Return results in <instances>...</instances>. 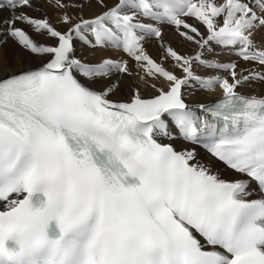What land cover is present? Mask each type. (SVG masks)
I'll return each mask as SVG.
<instances>
[{
  "label": "snow or ice",
  "instance_id": "1",
  "mask_svg": "<svg viewBox=\"0 0 264 264\" xmlns=\"http://www.w3.org/2000/svg\"><path fill=\"white\" fill-rule=\"evenodd\" d=\"M44 2L0 0V264H264V0Z\"/></svg>",
  "mask_w": 264,
  "mask_h": 264
},
{
  "label": "bare ground",
  "instance_id": "2",
  "mask_svg": "<svg viewBox=\"0 0 264 264\" xmlns=\"http://www.w3.org/2000/svg\"><path fill=\"white\" fill-rule=\"evenodd\" d=\"M217 3H219V0H217ZM37 7H38V11L31 12L30 13L31 15L36 16V17L46 15L53 24H56L59 14H60L59 10L53 8L48 3L44 2V0H37ZM91 11H95V10L94 9L89 10V12ZM70 14L74 15V13H70ZM203 30L204 29H201V31ZM165 39L172 40L173 46L180 47L182 50L192 51L194 47V46L177 45L175 42V38L173 37L169 29H165ZM8 47H9V50L19 51V49H17L11 41L9 42ZM145 47L150 55L158 58V48L155 42L148 43L146 44ZM20 55L24 58V63L22 64L20 61H17L16 64L14 65L15 67H27L29 64H35L38 62L35 58L27 57L22 52L20 53ZM77 55L91 59L93 55H95L96 57L109 56V55L115 56L117 55V53L113 49H108L104 52L93 53L87 47H81L77 45ZM212 57L217 60L221 59L220 61L222 62H229L230 60L235 59L234 54L229 48L222 47V46L215 45V44L212 45V52L209 55V58H212ZM130 66L132 68H135L134 64H131ZM198 71L203 72L204 70L199 69ZM132 82H133L132 78L125 77L121 81V90L117 92L116 95L113 96L112 98L113 99H125L127 96L129 85H131ZM240 91L244 93H250V94H259V93L264 92V85H261L259 83H253L250 87L241 89ZM219 94H220L219 91H217L216 93H212V94H208L202 91L197 92L194 96L190 97V102L211 101V100H214ZM161 142H167V141H161ZM179 143H180L179 141L176 142L177 147H179ZM221 171H223V169H221ZM224 178L230 179L231 176L225 173Z\"/></svg>",
  "mask_w": 264,
  "mask_h": 264
},
{
  "label": "rangeland",
  "instance_id": "3",
  "mask_svg": "<svg viewBox=\"0 0 264 264\" xmlns=\"http://www.w3.org/2000/svg\"><path fill=\"white\" fill-rule=\"evenodd\" d=\"M154 58H157V57H154ZM158 59V58H157ZM211 59H214L213 57ZM221 60V59H220Z\"/></svg>",
  "mask_w": 264,
  "mask_h": 264
}]
</instances>
